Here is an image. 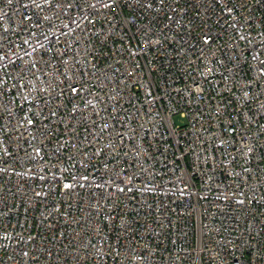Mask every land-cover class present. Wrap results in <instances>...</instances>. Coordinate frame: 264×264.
I'll use <instances>...</instances> for the list:
<instances>
[{
  "label": "built area",
  "instance_id": "obj_1",
  "mask_svg": "<svg viewBox=\"0 0 264 264\" xmlns=\"http://www.w3.org/2000/svg\"><path fill=\"white\" fill-rule=\"evenodd\" d=\"M0 264H264V0H0Z\"/></svg>",
  "mask_w": 264,
  "mask_h": 264
},
{
  "label": "rangeland",
  "instance_id": "obj_2",
  "mask_svg": "<svg viewBox=\"0 0 264 264\" xmlns=\"http://www.w3.org/2000/svg\"><path fill=\"white\" fill-rule=\"evenodd\" d=\"M174 121L177 124H182L183 119L177 115V116L174 117Z\"/></svg>",
  "mask_w": 264,
  "mask_h": 264
}]
</instances>
